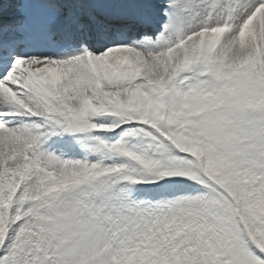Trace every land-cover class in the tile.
Masks as SVG:
<instances>
[{
  "label": "snow or ice",
  "instance_id": "6c2138e0",
  "mask_svg": "<svg viewBox=\"0 0 264 264\" xmlns=\"http://www.w3.org/2000/svg\"><path fill=\"white\" fill-rule=\"evenodd\" d=\"M0 264H264V0H0Z\"/></svg>",
  "mask_w": 264,
  "mask_h": 264
}]
</instances>
